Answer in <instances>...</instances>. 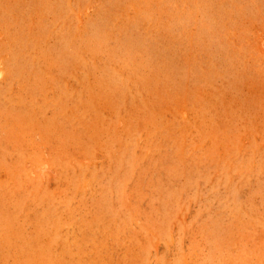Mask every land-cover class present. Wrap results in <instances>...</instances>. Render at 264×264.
Wrapping results in <instances>:
<instances>
[{"label":"rangeland","instance_id":"1","mask_svg":"<svg viewBox=\"0 0 264 264\" xmlns=\"http://www.w3.org/2000/svg\"><path fill=\"white\" fill-rule=\"evenodd\" d=\"M0 264H264V0H0Z\"/></svg>","mask_w":264,"mask_h":264}]
</instances>
